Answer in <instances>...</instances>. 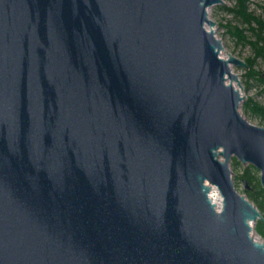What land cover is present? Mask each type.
Listing matches in <instances>:
<instances>
[{"label": "water", "instance_id": "water-1", "mask_svg": "<svg viewBox=\"0 0 264 264\" xmlns=\"http://www.w3.org/2000/svg\"><path fill=\"white\" fill-rule=\"evenodd\" d=\"M220 4L0 0V264H264Z\"/></svg>", "mask_w": 264, "mask_h": 264}, {"label": "rangeland", "instance_id": "rangeland-1", "mask_svg": "<svg viewBox=\"0 0 264 264\" xmlns=\"http://www.w3.org/2000/svg\"><path fill=\"white\" fill-rule=\"evenodd\" d=\"M223 4L216 5L211 7L209 12V19L215 23L213 30L217 39L222 43L223 50L221 56L227 58L228 55L241 60L245 63V60L253 57V50L249 42H253L254 38L252 32L248 29L247 25L243 23L240 18H238L234 12L230 11L234 8V0H222ZM264 6V0H248L249 11L252 12L255 16H260L264 18L262 7ZM229 9V10H228ZM238 31H243V40L238 38L236 33ZM231 70L233 74L237 75L241 94L244 96L243 102L251 100L254 103L259 104L264 108V85L260 80L258 75L264 79V58L256 59V64L254 66L255 76L246 77V69L242 67L232 66ZM237 87L236 83H234ZM242 102V103H243ZM241 103V104H242ZM240 112L243 117L252 125L264 127V119L254 115L250 112L245 113L241 106ZM236 165H231L230 168L232 171V179H234V185L239 194L244 195V188L242 181L235 180L236 176L242 174L244 168L249 165H242L236 160ZM256 170V169H255ZM255 175L259 178L260 173L256 170ZM245 196V195H244ZM264 218V212L261 213ZM255 238L260 241L261 239L254 231Z\"/></svg>", "mask_w": 264, "mask_h": 264}, {"label": "trees", "instance_id": "trees-1", "mask_svg": "<svg viewBox=\"0 0 264 264\" xmlns=\"http://www.w3.org/2000/svg\"><path fill=\"white\" fill-rule=\"evenodd\" d=\"M234 1V8L230 11L234 12V14L247 25L254 38L253 42H249L253 50V57L245 60V64L247 65L245 76L253 77L256 75L254 71L256 59L264 58V18L255 16L252 12L249 11L248 0ZM262 10L264 14V6L262 7ZM236 35L241 40L245 38L243 36V31H238ZM258 76L262 81V84L264 85V79L261 77V75ZM241 108L245 113L250 112L264 119V108L259 104L252 102L251 100L243 102L241 104ZM230 164L236 165L237 162L233 158ZM255 172L256 170L254 167L248 166L244 168L242 174L236 176L235 180L240 179L242 181L245 197L250 200L261 213H263L264 190L262 189L259 178L255 175ZM254 231L261 239H264V224L261 221L256 222Z\"/></svg>", "mask_w": 264, "mask_h": 264}, {"label": "bare ground", "instance_id": "bare-ground-1", "mask_svg": "<svg viewBox=\"0 0 264 264\" xmlns=\"http://www.w3.org/2000/svg\"><path fill=\"white\" fill-rule=\"evenodd\" d=\"M211 196L217 204H220V197L215 189L211 191Z\"/></svg>", "mask_w": 264, "mask_h": 264}]
</instances>
